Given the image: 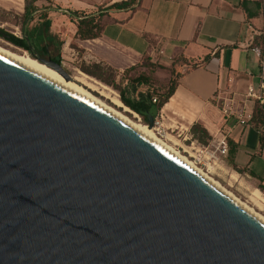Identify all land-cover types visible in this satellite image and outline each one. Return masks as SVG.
I'll return each instance as SVG.
<instances>
[{
  "label": "water",
  "instance_id": "obj_1",
  "mask_svg": "<svg viewBox=\"0 0 264 264\" xmlns=\"http://www.w3.org/2000/svg\"><path fill=\"white\" fill-rule=\"evenodd\" d=\"M0 264H264V223L121 119L0 52Z\"/></svg>",
  "mask_w": 264,
  "mask_h": 264
},
{
  "label": "crops",
  "instance_id": "obj_2",
  "mask_svg": "<svg viewBox=\"0 0 264 264\" xmlns=\"http://www.w3.org/2000/svg\"><path fill=\"white\" fill-rule=\"evenodd\" d=\"M116 1L120 0H0V8L20 17L22 32L36 33L27 34L37 48L47 47L49 52L57 48L61 63L62 58L77 60L84 70H98L93 64L110 68L115 81L143 53L164 65L177 53L189 62L212 55L207 63L180 78L154 118L163 128H173L186 138L191 137L189 127L194 121H200L211 136L222 131L235 144L234 165L246 169L236 172L264 187V131L258 132L252 123L226 122L214 100L216 94L232 96L237 105L256 71L257 56L248 46L262 26L264 0H248V9L255 13L249 17L242 0H140L133 10H106ZM98 7L105 13L100 20L101 34L78 38L76 20L96 14ZM215 109L220 115L213 113Z\"/></svg>",
  "mask_w": 264,
  "mask_h": 264
},
{
  "label": "trees",
  "instance_id": "obj_3",
  "mask_svg": "<svg viewBox=\"0 0 264 264\" xmlns=\"http://www.w3.org/2000/svg\"><path fill=\"white\" fill-rule=\"evenodd\" d=\"M140 0H120L109 4L106 7L107 9H127L133 10ZM248 0H242L241 5L246 11L247 16H253L255 13L250 11L247 7ZM258 6L259 2H255ZM99 11L94 15L82 16L76 20V36L80 39L94 38L101 34L103 25L101 23V17L104 11H101V7H98ZM76 15L80 14L79 12L75 13ZM24 18H27L25 16ZM0 36L3 37L6 41L10 42L16 47L24 49L29 52L31 56L34 54H39L42 56L50 57L55 62L61 64V57L58 54H50L47 47L37 48L31 41L28 34L23 31L21 37L16 36L3 28L0 27ZM252 45H258L261 47L264 53V33L256 34L252 40ZM38 49L40 52H38ZM212 55L206 56L200 62H189L186 56L182 53H177L172 57V60L169 65H164L158 60H152L147 53H143L141 60L130 67L126 68L125 71L130 69L133 71L136 64H141L145 69H149V73L140 72L134 77H127L122 86H119L118 81L112 80L110 85L116 89L119 93V98L123 104L128 106L131 110L135 111L142 120L147 123L150 117L155 116L156 112L163 106L165 102L168 101L170 96L174 93L179 80L187 72L204 65L207 63ZM94 68H101L99 64H93ZM165 69L169 72V77L165 83H163L160 88H157L155 84L152 83L154 77L155 69ZM81 70V69H80ZM82 72H87L91 75H94V71H91L89 67L86 70H81ZM84 72V73H85ZM153 75V76H152ZM143 86V87H142ZM156 88V89H155ZM155 97L156 101L153 102L152 98ZM250 123L257 129L260 125H263L264 131V111L259 105H255L252 111V116L250 118ZM189 132L192 135V138L196 139L202 144H208V140L211 135L207 128L200 122L194 121L189 127ZM228 142V155L227 161L232 165L233 169L238 172H243L246 169L238 168L234 165V149L235 144L231 139H227ZM249 174H253L249 171ZM259 190L264 191V187L260 184L258 185Z\"/></svg>",
  "mask_w": 264,
  "mask_h": 264
},
{
  "label": "rangeland",
  "instance_id": "obj_4",
  "mask_svg": "<svg viewBox=\"0 0 264 264\" xmlns=\"http://www.w3.org/2000/svg\"><path fill=\"white\" fill-rule=\"evenodd\" d=\"M19 23H21V19H20V17L18 15L14 14L12 12L2 11V8H0V27L1 28H3L4 30H6V31H8V32H10V33H12L14 35L22 36L23 35V32L18 28ZM27 33L29 35H31V34H35L36 35V33L31 32L30 30L27 31ZM0 46L5 47V48H10V49L16 50V51L17 50L18 51L24 50V49H21L19 47L14 46L13 44H11L10 42L6 41L1 36H0ZM58 50L59 49H57V48H50V51H51L50 54L55 55ZM38 52H40L39 49H38ZM26 53L29 54V52H27V51H26ZM44 57H46V56H44ZM62 59H63V63H61V65L71 75H73L77 69L78 70H80V69L83 70L82 67L84 66V64H82L81 62H79L77 60H73L72 61V60L66 59V58H62ZM156 70L157 69L154 70V74L153 75H154L155 78L152 77V79H153L152 83L155 84L157 88H160V86L163 83H165L166 80L168 79L169 72L168 71H158L157 70V74H155ZM93 71L95 73L94 75H91V74H89V73H87L85 71L84 72L88 76H90V77L96 79L97 81L103 83L104 85H106L110 89L115 90L116 91V94H117V97L119 98L118 91L116 89H114L110 85V82L112 80H114V72L112 71V69L106 68V67H101L100 69L93 70ZM140 72L149 73L150 71H149V69H145L143 67V65L136 64V66L134 67V70L133 71L131 69L129 71H124L122 73V75L120 76V78L117 80L118 81L117 83L119 84V86H122L123 83H124V81H125V79L127 77L128 78L129 77H134L137 74H139ZM81 86H83V85H81ZM89 91L94 96L100 98L106 104H108L111 107L117 109L119 112L125 114L129 118H131L133 120L136 119V118L133 117V115H132V113L130 111H124L123 110V107L116 106L108 98H105L104 96H102L98 91H95V90H89ZM216 107L218 108L217 105H216ZM213 113H215L217 115H220V112H218V110H216V109L213 111ZM140 120L143 123H145L142 120L141 117H140ZM162 129H163L162 134H164V132H168L167 134L169 136H171L172 139L177 140L179 145L178 144L177 145H173L168 140H167V142L169 144H172L178 151H180V153L182 155L187 156L190 159V157L187 155V153L185 151H189V153L191 152L190 155H192L193 154V152L191 150L192 148H191V146H188V145H190L191 140H193V141H197V140L194 139V138H192V135H191L190 139H188L183 134H178L177 131L174 130L173 128L172 129H170V128H168V129L162 128ZM221 129L223 130L224 128L221 127ZM213 137H215V136H211L210 137V139L208 140V144L211 142V140L213 139ZM184 138L185 139H188V140H184ZM219 158H220L221 161L220 160H215L214 161V164L209 166V170H205L204 168H203V170L208 171V174L212 178H214L219 183H221L225 188H227L228 190H230L239 199H241L242 201H245L249 206H252L253 207V204L251 202H249L248 197H249V195H251L252 191L255 190V189L258 190L260 193H262L264 195V191H262L261 189L259 190L258 185H260V184L252 183V182L248 181L249 180L248 178H246V177L244 178L241 175H239L236 172L235 169H233L232 167H230V165L228 164L227 159L225 157L223 158L221 155H219ZM190 160H192V159H190ZM256 211H258V210L256 209ZM258 212H260L262 215H264V213L262 211H258Z\"/></svg>",
  "mask_w": 264,
  "mask_h": 264
},
{
  "label": "bare ground",
  "instance_id": "obj_5",
  "mask_svg": "<svg viewBox=\"0 0 264 264\" xmlns=\"http://www.w3.org/2000/svg\"><path fill=\"white\" fill-rule=\"evenodd\" d=\"M0 52L31 67L32 69L42 73L43 75L53 79L54 81L64 85L71 91L81 95L82 97L92 101L93 103L97 104L98 106L104 108L117 118L121 119L123 122L128 124L129 126L136 129L141 134L145 135L149 139L153 140L160 146L167 149L170 153H172L174 156H176L178 159H180L183 163L188 165L190 168H192L194 171H196L198 174H200L202 177H204L206 180H208L211 184H213L215 187H217L219 190H221L223 193H225L228 197H230L232 200H234L236 203H238L241 207L246 209L248 212H250L253 216H255L258 220L264 223V215H262L258 211H262L264 213V195L260 193L258 190H253L251 195H249L248 200L253 204L252 206H249L245 201H242L237 196H235L230 190L225 188L221 183H219L217 180L212 178L208 171L203 170L202 167L198 166L194 161L190 160L187 156H184L178 151L173 145H177L178 141L175 139H172L171 136H169L167 133H165L164 136H160L156 132V128L151 126L148 123H143L140 120L139 115L131 110L128 106L122 103L120 98L117 97L116 91L110 89L103 83L97 81L96 79L88 76L86 73L82 72L81 70H76L75 73L72 75L74 81H68L64 79L62 76H60L56 71L48 67L47 65L39 62L37 59L31 57L26 51H16L12 50L10 48H5L0 46ZM83 86H81V85ZM89 90H95L98 91L102 96L105 98H108L113 104H115L118 107H123L124 111H130L133 115L135 120L129 118L125 114L119 112L117 109L111 107L110 105L106 104L103 100L100 98L94 96ZM168 141H170L172 144H169ZM180 143V142H179ZM179 145V144H178ZM186 148V147H185ZM190 148V147H189ZM192 148V147H191ZM191 154V152H190ZM189 156V155H188ZM214 163L208 164L213 165ZM256 209L258 211H256Z\"/></svg>",
  "mask_w": 264,
  "mask_h": 264
},
{
  "label": "built area",
  "instance_id": "obj_6",
  "mask_svg": "<svg viewBox=\"0 0 264 264\" xmlns=\"http://www.w3.org/2000/svg\"><path fill=\"white\" fill-rule=\"evenodd\" d=\"M259 33H264V17L262 19V26L260 27ZM248 48L257 56V68L255 72L251 73V77L246 83L244 91L241 93L239 103L237 105L234 104V97L232 96L221 97L218 94L214 96L216 105L218 106L224 120L226 122L232 120L233 123L241 126H246L250 123L252 111L256 104L264 111V53L258 45H251L248 46ZM152 101L155 102L156 98L153 97ZM153 127L156 128V132L160 136L165 135L166 132L162 134L163 127L161 126V123L155 118ZM257 130L258 132L263 131V125H260ZM188 139L184 138V140ZM188 146L192 147L191 150L193 154L190 155L189 151H185L187 155H189L194 163L205 170H209L208 164L211 162L214 163L215 160H220L219 155L224 157L228 153L227 137L222 131H219L218 135L213 137L209 144H201L197 141L191 140L190 145Z\"/></svg>",
  "mask_w": 264,
  "mask_h": 264
}]
</instances>
